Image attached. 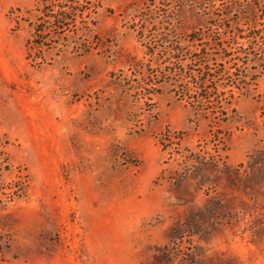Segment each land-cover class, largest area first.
Here are the masks:
<instances>
[{"label":"rangeland","instance_id":"obj_1","mask_svg":"<svg viewBox=\"0 0 264 264\" xmlns=\"http://www.w3.org/2000/svg\"><path fill=\"white\" fill-rule=\"evenodd\" d=\"M87 2L35 66L0 0V264H264V0ZM189 36L245 76L223 123L178 97Z\"/></svg>","mask_w":264,"mask_h":264},{"label":"trees","instance_id":"obj_2","mask_svg":"<svg viewBox=\"0 0 264 264\" xmlns=\"http://www.w3.org/2000/svg\"><path fill=\"white\" fill-rule=\"evenodd\" d=\"M88 0H34V6L31 12L33 13L34 22L31 23L32 35L25 43L26 56L25 59L30 61L35 66H40L45 63L46 56L44 48L47 51L56 50L54 57L66 52L70 48L71 42L70 33H76L77 31V19L84 26L86 21L84 18L88 17L89 13L84 14L88 8H84L82 4H86ZM86 15V16H85ZM94 27V24H92ZM81 36L84 35V29L80 28ZM190 47L178 48L172 46L170 51L176 55L174 57L175 62L181 64L182 72L178 71V77L185 84L181 88V92L178 94L179 99L187 102L191 108L196 112L203 114H210L213 116V120L225 122L228 119V110L232 111L231 105L235 97L234 89L238 94L245 92L242 85L245 81V76L238 75L235 83L226 82V78L231 81L232 77L228 74L227 70H223V65L216 64V60L213 59L210 54L202 53L203 48L193 49L194 43H200L202 40L197 38L198 36H189ZM208 46L206 45V48ZM34 49L39 56L33 54L30 57L31 49ZM209 49V48H207ZM240 51V50H239ZM86 50H80V53H84ZM238 54L240 59L233 58L232 52H227L219 56L220 60L224 64L237 59L241 66H246L248 62L247 56L245 58ZM254 61L264 64V52L254 54ZM31 58V59H30ZM39 59L38 62L36 60ZM186 61L188 64H185ZM217 65V66H216ZM216 67L219 70L215 69ZM221 69V71H220ZM220 89H227L220 92ZM224 93L228 96H224ZM204 157L199 156L200 165L206 163ZM14 194H10L7 198L11 201ZM18 197V196H16ZM4 207L0 201V209Z\"/></svg>","mask_w":264,"mask_h":264}]
</instances>
